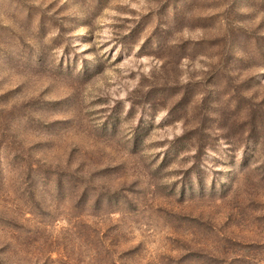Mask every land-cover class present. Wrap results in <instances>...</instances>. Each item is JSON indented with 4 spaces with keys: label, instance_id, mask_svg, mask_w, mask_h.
<instances>
[{
    "label": "rangeland",
    "instance_id": "obj_1",
    "mask_svg": "<svg viewBox=\"0 0 264 264\" xmlns=\"http://www.w3.org/2000/svg\"><path fill=\"white\" fill-rule=\"evenodd\" d=\"M263 263L264 0H0V264Z\"/></svg>",
    "mask_w": 264,
    "mask_h": 264
},
{
    "label": "trees",
    "instance_id": "obj_2",
    "mask_svg": "<svg viewBox=\"0 0 264 264\" xmlns=\"http://www.w3.org/2000/svg\"><path fill=\"white\" fill-rule=\"evenodd\" d=\"M239 258V257H238ZM264 264V263H263Z\"/></svg>",
    "mask_w": 264,
    "mask_h": 264
}]
</instances>
